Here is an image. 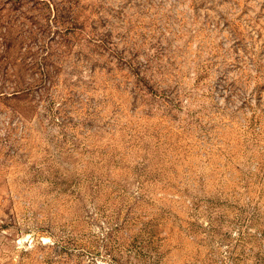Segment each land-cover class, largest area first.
Segmentation results:
<instances>
[{
  "label": "rangeland",
  "instance_id": "1",
  "mask_svg": "<svg viewBox=\"0 0 264 264\" xmlns=\"http://www.w3.org/2000/svg\"><path fill=\"white\" fill-rule=\"evenodd\" d=\"M0 264H264V0H0Z\"/></svg>",
  "mask_w": 264,
  "mask_h": 264
}]
</instances>
